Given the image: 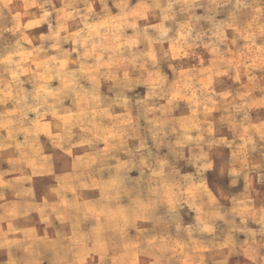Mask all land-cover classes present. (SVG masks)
I'll return each instance as SVG.
<instances>
[{
  "label": "clouds",
  "instance_id": "9594fccd",
  "mask_svg": "<svg viewBox=\"0 0 264 264\" xmlns=\"http://www.w3.org/2000/svg\"><path fill=\"white\" fill-rule=\"evenodd\" d=\"M0 264H264V0H0Z\"/></svg>",
  "mask_w": 264,
  "mask_h": 264
}]
</instances>
